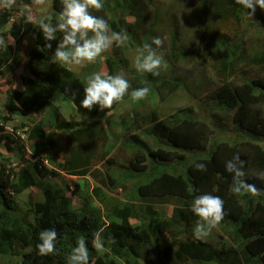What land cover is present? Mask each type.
<instances>
[{"label":"trees","instance_id":"16d2710c","mask_svg":"<svg viewBox=\"0 0 264 264\" xmlns=\"http://www.w3.org/2000/svg\"><path fill=\"white\" fill-rule=\"evenodd\" d=\"M138 4L135 1L134 6ZM50 6L49 16L55 24L60 0H50ZM134 6L128 11L133 12ZM183 6L186 24L195 23L194 37L200 36L194 57L212 70L219 83L207 92V98L199 97L200 109L207 114L196 112V103L165 117L158 114L159 108L141 116L140 106H134L131 114L119 116L123 134H117L111 123L117 108L132 100L131 96L104 111L98 106L91 112L80 107L87 77L93 73L90 64L50 63L63 34L58 32L57 40L45 41L41 30L26 21V15L14 16L20 8H0V36L6 42L0 45V77L21 67L20 50L25 39L33 36L26 74L20 76L22 89L9 92L6 112L0 103V131L14 115L27 119L52 106L59 95L73 109L68 118H62L58 110L56 119L51 113L48 123L33 119L31 125L20 126L29 128L28 146L36 160L21 157L18 171L8 173L6 165L0 168V261L67 264L66 256L83 237L89 247V264H146L142 246L151 249L154 264H264V195L234 194L232 174L226 170V162L238 155L245 180L264 190V36L244 42L253 23L264 24V10L257 7L251 18L247 15L250 10L235 0H172L160 12L170 16ZM134 13L136 21H142L139 17L144 11ZM160 16L156 12V25ZM171 19L170 55L164 57L159 75L131 70L129 61L117 50L101 66L93 65L95 72L115 75L123 70L131 85L129 93L150 85L147 98L157 92L163 102L168 94L190 92L188 82L173 74L177 63L187 57L181 38L192 36L179 27L176 15ZM110 27L135 37L136 27L126 19L112 21ZM7 37L15 44H9ZM47 43L51 49L45 47ZM65 88L75 97L64 94ZM4 138L15 142L10 133ZM118 147L131 152L123 159L127 163L124 171L113 154ZM43 161H48L52 170L45 168ZM196 163L205 164L206 170H197ZM61 172L77 179L73 193L85 191L87 179L97 184L82 195V208H74L66 190L42 182L48 176L60 177ZM79 178L84 181L78 182ZM65 183L70 189L72 181ZM34 187L40 188L42 200L35 199ZM118 190L125 195L112 200L115 196L108 193ZM24 193V210L19 212L18 198ZM205 193L224 201L226 215L216 227L224 237L220 243L193 236L198 217L191 211V203ZM134 220L140 225L135 226ZM49 228L58 232L59 254L40 256L36 248L39 233ZM100 230L105 248L97 252L92 240L93 233ZM109 236L116 243H108Z\"/></svg>","mask_w":264,"mask_h":264},{"label":"clouds","instance_id":"9594fccd","mask_svg":"<svg viewBox=\"0 0 264 264\" xmlns=\"http://www.w3.org/2000/svg\"><path fill=\"white\" fill-rule=\"evenodd\" d=\"M235 3L250 10L247 15L251 18L254 16L257 7L264 10V0H235ZM15 4L16 0H0V8L3 9H10ZM60 4L61 11L58 13L55 24L52 23L51 16L34 19L32 15V6L44 8L47 5V0H32L31 5L22 6L19 11L21 16L26 15L28 23H34L41 30L45 41L57 40L58 32L63 34L50 57V63L77 66H82L85 63L92 64L113 45L120 47L128 40L126 31H114L106 19L92 14L91 10L100 11L104 7L103 0H60ZM164 39L160 36L152 37L150 43L145 42L138 49L139 54L134 61L137 72L159 75L158 69L164 62ZM8 42L11 43L12 41L9 40ZM5 43V38L0 36V45H5ZM45 47L51 49L52 45L47 43ZM145 84H147L146 81ZM130 88L131 85L123 70L115 75L100 72L92 73L87 77L86 86L83 88V99L79 106L89 112L96 106L99 107L100 111H104L111 109L126 95H130L134 101H142L151 91L150 85L133 89L129 93ZM68 93L75 97V93H72L70 88H65L64 94ZM28 130L29 128H24V136L26 137L28 152H30L27 140ZM42 164L45 168H47V164L50 165L48 161H43ZM195 168L199 171H205L206 165L196 163ZM10 170L12 168L7 169V172L9 173ZM49 170H52V166ZM226 170L232 174L231 191L234 194H249L253 197L264 195V190L245 180L246 173L243 170V162L240 161L238 155L234 156L233 160L226 162ZM61 176L71 178L63 172H61ZM63 189L67 191L66 186ZM191 211L198 217L193 229V236L197 240H203L210 235L226 215L224 201L219 196L207 193L195 196L191 203ZM136 221L138 223L135 226H139L140 222ZM101 233L102 230L93 233L92 247L97 252L105 248V241ZM58 239V232L55 228L42 230L39 233V243L36 245L38 254L40 256L59 254ZM108 243H116L115 238L109 236ZM66 261L67 264H89V247L85 238L81 237L76 241V245L66 256Z\"/></svg>","mask_w":264,"mask_h":264},{"label":"rangeland","instance_id":"374dc122","mask_svg":"<svg viewBox=\"0 0 264 264\" xmlns=\"http://www.w3.org/2000/svg\"><path fill=\"white\" fill-rule=\"evenodd\" d=\"M135 1H138V6H134ZM172 0H103V3L106 5L104 6L105 9L103 11H97L91 10L93 15L101 16L104 19H106L110 25L112 21L119 22L124 21L126 19L127 23L129 25H132V27H136L135 29V37L133 39L131 38L130 34L128 35V40L123 46L115 47V45L112 46L111 49H109L107 52L103 53L100 57L97 58L95 63L90 64V68L92 67V72L95 73V69L93 68V65H96L97 63H100V66L102 64V61L106 58H109L110 56H115L114 51L117 50V53H119V56H122L126 58L127 61H129L131 70L135 69L134 61L135 57L139 54L138 49L145 43L151 42L152 37L160 36L164 39V57L170 55V20L171 16L176 15L177 16V23L179 24V27L183 29H186V32L188 35H191L192 38L187 37L182 39V44L184 48V52L186 54V59H181L177 65L174 72L173 77H180L182 79H185L188 82V88L190 92L179 90L176 93L168 94L166 96V101L163 102L160 100V97L158 93L156 92L152 97L145 98L142 101H139L136 103L134 100H127L125 103L120 105L117 110L115 111V114L113 115L112 119V128L114 131H117V134H123L124 130L122 126L119 124V116L121 114H124V116H127L131 114V110H133L134 106H140V109L138 111L141 112L142 115H146L150 112L151 109L159 108L158 114L161 117L170 116L174 112L178 110L186 109L191 104L196 103V112L205 111L204 108L200 109L199 105V97L207 98L208 93L212 91L214 88H216L219 83L214 76V73L212 70L202 65L197 59L194 57L195 50L198 47V41L200 36H195V23L192 25L186 24V17H185V6L178 7V12L170 13V16L167 13H163L160 10H165V8L168 7ZM163 3L164 6L163 7ZM29 5L24 0H16V4L13 7H18L21 9L22 6ZM132 6L133 12L128 11ZM143 10L144 16L141 18L139 17L140 21H136V18L138 16H135L136 14L134 11L136 10ZM96 12L97 14H95ZM156 12L161 15V20L159 18L160 23L156 25L157 17ZM51 13V6H50V0H47V5L44 8L38 7V6H32V15L34 19L43 18L44 16H49ZM16 18H20V14L18 12L13 13ZM146 20H143V19ZM137 23V25H136ZM125 24L121 23V26L123 27ZM256 25H259V28H256ZM254 27L250 28L249 34L244 38V42H249L251 38H255L254 36L261 35L264 36V24H257L253 23ZM243 31V28L242 30ZM11 40L12 42L9 43L8 41ZM7 42L11 45L15 44V41L11 37H7ZM33 42V36H29L25 39L24 44L20 50V54L18 57V61L21 63V67L14 72H7L5 75L0 77V103L1 106H3V112H6L4 108V104L7 103L9 100V92L14 91L16 89H22V81L20 76L23 74H26V64L28 62L29 57V48L31 46V43ZM130 70V71H131ZM128 76V75H127ZM130 76V74H129ZM206 91V92H205ZM197 95H196V94ZM139 104V105H137ZM61 113L62 118H68L70 116V111L72 109V105L65 100L61 95H59L54 101L52 106L47 107L44 110H37L33 115L29 116L27 119L22 118L20 115H14V117H11L12 119L9 120L5 124V129L0 131V168L2 165H6L7 169H18L20 165L22 164L21 157L25 158H33V161L36 159L31 156V153L28 152V147L26 144V137L24 136V129L20 128L21 124L31 125L30 120L35 119L36 121H44V123H48V121L51 119V113L53 116H55L54 119H56V112ZM71 112V113H72ZM233 113V112H232ZM115 116V117H114ZM58 117V115H57ZM141 119V117H140ZM142 120V119H141ZM118 125L117 127L115 125ZM6 133H10L14 139L15 142L7 141L6 138H4ZM4 138V139H3ZM2 140V141H1ZM4 141V142H3ZM114 142V139H113ZM9 146L11 149H9ZM114 156L117 157V164L120 167L121 171H124V169L127 166L126 161L123 159L125 156H130L131 152L123 150H120V147H118L114 152ZM7 158H10L9 161H6ZM47 168L50 169L51 166L47 164ZM71 179L67 176H61L59 178H52V176H48L42 179V182H49L53 183L55 185H58V188L63 189L65 185V182L72 181L70 189L67 188L69 197L73 200V206L77 209L82 208L83 201H82V195L89 191L91 192L94 187L97 186L95 181L92 179H87V188H85V191L79 190L77 193H73L75 191V182L77 181ZM84 181L82 178L78 179V182ZM87 189V190H86ZM31 192L35 193V199L40 201L43 199V194L39 187H34L31 189ZM118 193V194H116ZM112 194L115 197L112 198V200L116 199H122V197L125 195V192L122 190H118L115 193H108ZM27 193L22 194L18 198V211L23 212L24 210V202H26ZM103 207H101V212L103 211ZM135 224L138 222L136 220L133 221ZM210 238V241L212 242H222L224 240V237L222 236V232L218 230V228L213 229L210 235L206 237V240ZM141 249L143 250V262L146 264H154V256L151 253V249L142 246ZM0 264H17V261L14 262H3L0 261Z\"/></svg>","mask_w":264,"mask_h":264}]
</instances>
